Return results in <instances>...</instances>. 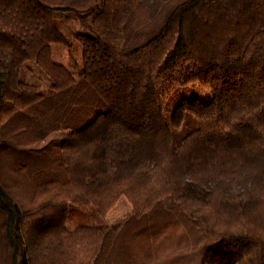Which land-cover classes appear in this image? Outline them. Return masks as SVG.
<instances>
[{"label": "trees", "instance_id": "trees-1", "mask_svg": "<svg viewBox=\"0 0 264 264\" xmlns=\"http://www.w3.org/2000/svg\"><path fill=\"white\" fill-rule=\"evenodd\" d=\"M101 1L90 35L62 32ZM76 2L0 0V264H264V0ZM190 85L207 108L174 100ZM112 184L124 227L68 230Z\"/></svg>", "mask_w": 264, "mask_h": 264}, {"label": "rangeland", "instance_id": "rangeland-1", "mask_svg": "<svg viewBox=\"0 0 264 264\" xmlns=\"http://www.w3.org/2000/svg\"><path fill=\"white\" fill-rule=\"evenodd\" d=\"M45 1L53 5H58L66 2V0ZM90 2L91 0H77L76 4L78 7H85ZM102 7L103 1H101L91 13L84 15L83 19H77L73 16L59 18V25L61 27L62 32L65 35L68 34L71 38L74 33L90 35L91 32H93L94 30V18L102 9ZM69 31L71 33H69ZM62 51L65 54L63 57H61L57 53L55 57L56 63L64 66L75 76V78L79 79L80 77L78 70L75 67V62L72 59L69 51L65 47H63ZM76 56V59L79 61V55L77 54ZM19 62L22 67V73L24 75V78L28 83L36 82L40 84V88L44 90L61 91L65 89V86H57L52 84L50 80L46 77V75L41 70H39V68H37L27 56H21L19 58ZM182 97L197 99L202 103L204 108H207L209 103L213 100L214 95L212 92L207 91L198 85H190L180 88L178 90V93L174 96V100L178 103V101ZM169 108H171V105H169ZM229 187L233 191L236 189H242L243 185L241 184V182H234L230 184ZM131 215L132 206L128 191L123 190L116 184H112L96 213H86L76 207H71L68 218L66 220V228L68 230L73 231L80 227L100 226L103 222L109 225L116 233H118L130 219ZM175 241H178L177 238L174 239V242ZM173 246L176 247L178 246V244L175 243ZM142 260L143 264H149L150 262L147 257ZM227 262L230 261H226L225 264H229ZM177 264H195V262H191V259H188Z\"/></svg>", "mask_w": 264, "mask_h": 264}, {"label": "crops", "instance_id": "crops-1", "mask_svg": "<svg viewBox=\"0 0 264 264\" xmlns=\"http://www.w3.org/2000/svg\"><path fill=\"white\" fill-rule=\"evenodd\" d=\"M63 47H60V46H52V52H53V59L55 61V57H56V54L58 53L61 57L64 56V52L62 51ZM56 62V61H55Z\"/></svg>", "mask_w": 264, "mask_h": 264}]
</instances>
